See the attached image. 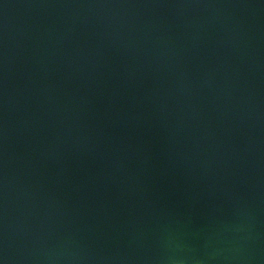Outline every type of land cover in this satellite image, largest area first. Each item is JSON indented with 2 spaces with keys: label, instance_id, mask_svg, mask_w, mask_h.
<instances>
[{
  "label": "water",
  "instance_id": "obj_1",
  "mask_svg": "<svg viewBox=\"0 0 264 264\" xmlns=\"http://www.w3.org/2000/svg\"><path fill=\"white\" fill-rule=\"evenodd\" d=\"M0 264H264V0H0Z\"/></svg>",
  "mask_w": 264,
  "mask_h": 264
}]
</instances>
